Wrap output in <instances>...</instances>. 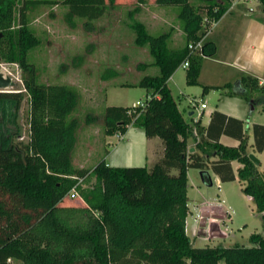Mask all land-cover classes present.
Wrapping results in <instances>:
<instances>
[{
  "label": "trees",
  "instance_id": "16d2710c",
  "mask_svg": "<svg viewBox=\"0 0 264 264\" xmlns=\"http://www.w3.org/2000/svg\"><path fill=\"white\" fill-rule=\"evenodd\" d=\"M58 1L0 0V60L19 66L23 85L21 91L0 89V264H264V232L251 233L248 246H195L186 234L188 168L199 169L210 185L209 156H216L210 164L221 181L235 178L230 162H239L237 180L261 213L263 231L264 171L249 158L243 133L236 146L199 135L198 151H189L187 141L194 125L200 131L198 121L185 119L166 85L185 59L187 83L197 82L202 56L189 44L203 38L231 0H156L172 5L183 32L180 44L173 43L171 27L152 34L139 20L128 23L134 43L147 48L158 73L131 84L149 92L143 106L103 108V132L123 134L133 124L146 137H158L162 156L150 167L112 166L103 159L90 167L72 163L76 88L39 81L35 64L27 59L40 42L29 26L31 10ZM257 1L264 21V0ZM113 2L63 0L67 19L83 18L85 25L104 15ZM212 53V43L204 42L202 54ZM241 82L245 100L258 94L264 101V85L256 78L244 75ZM24 92L29 97L28 139L13 141L20 136L14 110ZM95 120V115L86 118ZM252 135L254 150L261 151L264 125L254 124ZM74 186L84 204H61Z\"/></svg>",
  "mask_w": 264,
  "mask_h": 264
},
{
  "label": "rangeland",
  "instance_id": "374dc122",
  "mask_svg": "<svg viewBox=\"0 0 264 264\" xmlns=\"http://www.w3.org/2000/svg\"><path fill=\"white\" fill-rule=\"evenodd\" d=\"M155 1L114 0L104 15L91 20L90 25H85L83 18L73 17L68 20L63 0L47 5L39 4L29 14V26L40 39L39 44L27 55L28 61L35 64L37 79L46 83H66L76 88L78 101L72 115L78 120V128L71 157L76 166L90 167L103 158L106 162L119 166L139 164V160L127 161L129 155L125 146L129 143L130 136L122 139V136L109 137L104 134L102 111L106 105L134 106L140 101L144 102L149 93L147 89L131 84L145 75L158 73V67L152 64L147 48L134 43V32L128 27L131 18L143 22L152 34L171 27L173 42L180 44L183 40V32L174 21L175 14L170 9L171 4H159ZM0 72L4 76H10L14 82L4 90H23L21 70L16 63L0 60ZM175 77L179 80L177 86L173 83L170 85L171 91L183 116L188 118L190 109L198 112L192 96L195 94V99H198L199 86L187 83L186 68L180 65ZM181 81L182 84L178 86ZM126 83L130 85H125ZM28 98L24 92L19 107L14 110L20 136L14 135L13 141L26 142L28 139ZM204 98L211 108L216 97L212 94L211 97ZM90 115H95L96 120L86 122ZM253 116L264 121V109L255 107ZM131 129L142 131L135 125ZM106 150L111 152L107 157ZM136 157L139 158L137 155ZM260 157L261 169H264V154ZM210 178L212 184L208 185L203 182L198 169H189L186 233L192 244L250 245L251 233L264 232L261 213L241 190L237 178L220 181L219 185L215 182L214 174L210 173ZM93 181L92 177L89 184ZM79 200L80 197H65L61 202L80 203ZM205 205H222L227 211L224 220L217 223L222 229L221 234L214 223L211 225L215 228H209L210 223H207L209 214L217 216L215 213L219 209L206 213L201 219L200 208ZM12 264L18 263L12 260Z\"/></svg>",
  "mask_w": 264,
  "mask_h": 264
},
{
  "label": "crops",
  "instance_id": "0c3cea01",
  "mask_svg": "<svg viewBox=\"0 0 264 264\" xmlns=\"http://www.w3.org/2000/svg\"><path fill=\"white\" fill-rule=\"evenodd\" d=\"M262 18L261 6L257 0H231L226 11L218 20L209 25L207 32L200 40L201 47L198 49V54L202 57L197 82L195 83L199 86L198 95L200 96L198 99L200 98V100L195 99L197 97L195 94L192 97H194L193 100L196 101L195 108L200 112V118L198 120L200 131L197 129L199 135L210 141L217 139L220 143L228 146H236L239 143V134L243 133L247 135V151L248 153H254L256 155L259 159V169L264 171V169H261L262 159L260 157V155L264 154V147L261 151L254 150L252 135V126L254 124L264 125V121L258 120L253 116L255 107L260 106L264 109V101H262V98L258 94H255L249 101L245 100L241 95L244 91L241 78L244 75H250L257 79L259 85H264V21ZM204 42L212 43V55L206 56L202 54ZM173 43L177 44L175 42ZM176 74L177 69L166 81V85L170 89L171 94L170 85L173 83L177 86V81L179 80L175 77ZM181 84L182 81L178 83V86ZM205 86L209 88L205 89ZM212 94L216 97V100L213 106L209 108L204 97H211ZM183 96L185 95L183 94ZM201 102L205 103L204 108L200 107ZM197 113L190 109L188 111V118L185 119L192 122L193 117H195ZM203 118H205V120H203ZM132 126L134 125L129 124L123 134L111 135H116L118 137L122 136V139L130 136L129 143L125 146V151H127L129 155L127 161L139 160V164L123 166L150 167L162 156L163 146L161 140L158 137L148 138L144 135L143 131L131 129ZM107 136L110 137V135ZM196 142V138L192 134L187 141L189 151H198L195 147ZM107 143H109V141H107ZM110 154L111 152L106 150V157ZM136 155L139 157L138 159H136ZM208 160L207 173L209 178L210 173L214 174L215 182H218L217 185H219L221 179L219 175L212 170L210 164L212 161L216 160V156L211 155L208 157ZM105 163L107 165L119 166V164L114 165L106 161ZM230 166L235 177L233 180H235L237 178V168L240 166V163L236 160H232ZM189 169L190 168L187 170L188 179ZM199 173H201L200 170ZM222 173L225 175L227 172L223 170ZM79 201L80 203L69 204H84L82 199ZM61 204L64 203L61 202ZM218 206L220 207V211L215 213L217 216L209 214L208 219H211L210 221L216 225V228L221 234L222 229L217 223H220L219 220H224L227 211L222 205Z\"/></svg>",
  "mask_w": 264,
  "mask_h": 264
},
{
  "label": "built area",
  "instance_id": "2783aa9c",
  "mask_svg": "<svg viewBox=\"0 0 264 264\" xmlns=\"http://www.w3.org/2000/svg\"><path fill=\"white\" fill-rule=\"evenodd\" d=\"M189 47H191V48H193V49H200V47H201V42H200V40L199 41H197L193 46H191L190 44H189ZM180 66H182V67H185V68H187L188 67V60L187 59H185L181 64H180ZM135 105H139V106H143L144 105V102H138L137 104H135ZM200 107L201 108H204L205 107V103H203V102H201L200 103ZM199 118H200V112H198L196 115H195V117H193V122H196V121H198L199 120ZM192 133H193V135L195 136V138H196V141L198 140V138H199V133H198V131H197V127L194 125L193 126V130H192ZM216 183H218V182H216ZM67 197H69V198H76V197H80L79 196V193H78V191H77V189L75 188V186L74 187H72L71 189H70V191L67 193ZM219 209V211H220V207L218 206V205H205V206H203V207H201L200 208V211H201V219L203 218V215L204 214H206V213H211L214 209ZM209 220H211V219H209ZM207 221V223H210L209 225H208V227L209 228H211V227H214V226H212L211 225V223H212V221ZM215 228V227H214Z\"/></svg>",
  "mask_w": 264,
  "mask_h": 264
},
{
  "label": "water",
  "instance_id": "95a60500",
  "mask_svg": "<svg viewBox=\"0 0 264 264\" xmlns=\"http://www.w3.org/2000/svg\"><path fill=\"white\" fill-rule=\"evenodd\" d=\"M13 84L14 82L10 76H4L0 72V89L4 90L5 87L12 86ZM248 156L256 165L259 164V159L253 153H249Z\"/></svg>",
  "mask_w": 264,
  "mask_h": 264
}]
</instances>
